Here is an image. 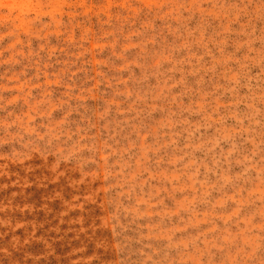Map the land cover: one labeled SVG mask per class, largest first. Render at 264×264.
<instances>
[{
	"label": "rangeland",
	"instance_id": "374dc122",
	"mask_svg": "<svg viewBox=\"0 0 264 264\" xmlns=\"http://www.w3.org/2000/svg\"><path fill=\"white\" fill-rule=\"evenodd\" d=\"M0 264H264V0H0Z\"/></svg>",
	"mask_w": 264,
	"mask_h": 264
}]
</instances>
